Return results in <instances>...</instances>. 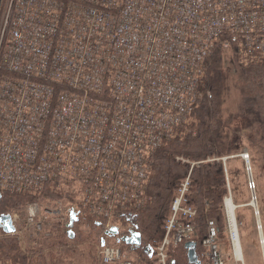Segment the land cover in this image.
<instances>
[{
	"label": "built area",
	"instance_id": "1",
	"mask_svg": "<svg viewBox=\"0 0 264 264\" xmlns=\"http://www.w3.org/2000/svg\"><path fill=\"white\" fill-rule=\"evenodd\" d=\"M217 44L229 53L235 45L242 57L264 55V0H0V192L38 194L69 182L78 195L66 213H88L121 231L113 218L143 205L153 156L188 124ZM190 184L189 173L154 264H168L170 245L197 236ZM226 200L232 254L208 219L202 257L209 264H243ZM60 206L45 213L61 214ZM22 207L27 227L47 238L39 204ZM97 258L145 264L108 244Z\"/></svg>",
	"mask_w": 264,
	"mask_h": 264
},
{
	"label": "trees",
	"instance_id": "2",
	"mask_svg": "<svg viewBox=\"0 0 264 264\" xmlns=\"http://www.w3.org/2000/svg\"><path fill=\"white\" fill-rule=\"evenodd\" d=\"M223 55V47L215 45L199 79L197 91L201 97L195 103L192 122L181 127L153 156L143 205L130 209L125 216L120 217L122 223L131 224L141 236L140 245L123 243L124 247L136 253L137 261L154 264L153 250L164 236V226L176 191L190 173L191 184L186 198L187 205L196 210V216L191 221L197 228L194 238L196 253L201 264H209L202 257V239L206 236L208 219L217 222L219 233L221 222L224 221L223 202L229 192L222 158L241 151L235 139L238 129L234 124L237 119L246 121L252 130L247 138L249 146L259 149L264 159V55L242 57L233 45L231 55L236 61L233 77L225 66ZM233 94H236L235 103ZM191 163L198 164L191 166ZM58 188L55 184L48 185L40 195L0 192V217L9 216L15 208L38 198L54 200L70 196L64 188ZM81 220L87 222L91 231L99 237L103 234V221L80 213L70 233L58 241L62 250L51 254V264H74L69 256L73 247L70 249L66 242H80L88 238L77 228ZM102 241L104 237H100L99 243L102 244ZM31 250L21 247L17 235L0 229V262L45 264L43 254L39 250ZM89 258V264H100L92 256ZM168 264H189L185 242L169 249Z\"/></svg>",
	"mask_w": 264,
	"mask_h": 264
},
{
	"label": "rangeland",
	"instance_id": "3",
	"mask_svg": "<svg viewBox=\"0 0 264 264\" xmlns=\"http://www.w3.org/2000/svg\"><path fill=\"white\" fill-rule=\"evenodd\" d=\"M223 58L226 68L229 70L231 76L233 77L236 69V61L232 57L231 53H229V51H224ZM235 95L236 94H233L232 96V98L234 97L233 103H235ZM234 111L237 112V108H235ZM191 122L192 121L190 118L185 123ZM234 125L238 129L235 135V139L236 143L238 142V145L241 147V151L239 154L228 157L226 161L223 162L226 166L228 182L227 186L229 192L228 196L225 198L230 197L233 204L235 205L234 215L243 255V264H264V251L262 249V245L264 243L262 242L263 240L260 237V230L264 237V159L259 149L249 146L247 138L249 134L252 133V130L248 127L246 121L237 119ZM240 126H242V128ZM241 154L248 155V160L250 162L248 166L250 167V170H247L246 160L243 159ZM250 182L254 185L253 190L249 189ZM63 190L65 192H68L70 196L54 200L38 198L32 201V203L34 202L39 204V207L41 208L40 214L41 216L45 217L43 233H50L47 238L39 234V236H35L32 230L27 227L26 215L24 211L25 209L24 207H22L23 205L15 208L11 213L14 216L16 215V227L20 232L14 234L19 237L21 241V247L23 249H27V251H32L31 249L39 250V253L41 252L44 256L45 264H51V262L49 261L51 254H57L62 250L57 244L58 241L62 238L65 239V236H67L71 231V229L69 230L67 228V224L69 222V213H66V208L71 206L76 201L78 193L76 189L70 186L69 182L66 184ZM41 193H38L36 195H40ZM253 198H255L254 201ZM254 202H256L257 207H254L252 205ZM59 206L61 208V214L53 215L45 213L46 211H52L53 209L57 211L56 208H58ZM223 212L224 221L221 222L220 239L224 253L227 256L231 257L232 253L225 225L226 211L224 208V202ZM86 214L88 215V213ZM256 215L260 218V229H258ZM113 220L114 223H122V219L119 217V215L115 216ZM106 223L101 226V233L103 234L100 237H104V241L108 245L120 248L121 252L127 258L138 260L136 257V253L128 250L127 247H124L123 242H121V238L129 234L127 233V230H129V228H131L130 226L132 225L122 223V230L118 235L113 236L105 234L107 231H110L107 229ZM77 228L83 233L84 236L88 238L83 239L80 242H66V245H70V249H72L73 247L71 253H69V256L72 258L74 264H89L90 256H92L94 260L96 259V261L98 262L97 256L99 250L101 249V244L99 243V235H97L95 232H92L90 225L82 220L79 222ZM90 233H94L95 235ZM171 247L174 248L175 246L170 245L168 247V254Z\"/></svg>",
	"mask_w": 264,
	"mask_h": 264
},
{
	"label": "water",
	"instance_id": "4",
	"mask_svg": "<svg viewBox=\"0 0 264 264\" xmlns=\"http://www.w3.org/2000/svg\"><path fill=\"white\" fill-rule=\"evenodd\" d=\"M227 158L228 157L222 158V161L225 162ZM246 163L248 166L249 163L248 162H246ZM77 221H78V217H77L76 213L71 212L67 228L71 229L73 227L74 222H77ZM1 226L6 233H10L14 230L13 226L11 224V221H10V216L0 217V227ZM105 234L114 236V235H118L119 233H118V230L114 228L110 231H107ZM121 242L125 243L126 245H131V246L140 245L141 244V236L137 232H133V233H131L130 236H123L121 238ZM104 244H105V241H102V245H104ZM185 247L187 249L188 263L189 264H201V261L198 259V256L196 253V243L194 241H188L185 243ZM147 250L148 249H146V251Z\"/></svg>",
	"mask_w": 264,
	"mask_h": 264
},
{
	"label": "bare ground",
	"instance_id": "5",
	"mask_svg": "<svg viewBox=\"0 0 264 264\" xmlns=\"http://www.w3.org/2000/svg\"><path fill=\"white\" fill-rule=\"evenodd\" d=\"M246 157H247V155H246ZM247 161H248V163H250L249 160H247ZM252 205L254 207H257L256 202H254ZM226 208H227V215L229 216L231 222L235 226V215H234L235 205L233 204L232 199L230 197H228L227 200H226ZM256 214H257V212H256ZM259 221H260V218H259V216H257L258 225H260V222ZM238 237H239V235H238ZM260 237L263 240L262 242L264 243V237L262 235L261 230H260ZM262 249L264 251V244L262 245ZM235 253H236V256L237 257H240L242 255L240 240H239V243L235 245Z\"/></svg>",
	"mask_w": 264,
	"mask_h": 264
},
{
	"label": "flooded vegetation",
	"instance_id": "6",
	"mask_svg": "<svg viewBox=\"0 0 264 264\" xmlns=\"http://www.w3.org/2000/svg\"><path fill=\"white\" fill-rule=\"evenodd\" d=\"M0 229H2V228L0 227Z\"/></svg>",
	"mask_w": 264,
	"mask_h": 264
}]
</instances>
